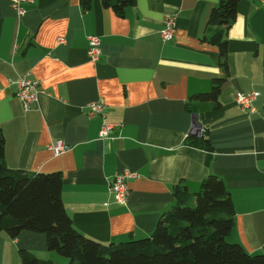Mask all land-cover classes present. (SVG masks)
<instances>
[{
  "label": "crops",
  "instance_id": "0c3cea01",
  "mask_svg": "<svg viewBox=\"0 0 264 264\" xmlns=\"http://www.w3.org/2000/svg\"><path fill=\"white\" fill-rule=\"evenodd\" d=\"M219 0H135L122 16L90 0H33L18 15L0 0V131L8 167L29 173L60 172L61 199L76 230L102 244L147 237L174 204L173 187L198 191L213 174L229 191L235 210L226 239L248 253H264V0H239L226 33L227 71L219 49L203 39L217 26L208 17ZM175 17L174 36L160 37ZM98 35L101 54L89 58L88 38ZM63 39L60 41L59 39ZM226 74L218 106L189 97ZM39 83L24 111L16 79ZM258 93L252 109L237 95ZM104 105L89 117L90 102ZM209 150L190 145L193 115ZM118 125L99 138L102 122ZM192 129V130H191ZM202 134V135H203ZM66 144L59 154L50 145ZM127 169L124 202L110 189ZM26 250L51 264L66 259L48 250L42 233L0 231V264H21Z\"/></svg>",
  "mask_w": 264,
  "mask_h": 264
},
{
  "label": "trees",
  "instance_id": "16d2710c",
  "mask_svg": "<svg viewBox=\"0 0 264 264\" xmlns=\"http://www.w3.org/2000/svg\"><path fill=\"white\" fill-rule=\"evenodd\" d=\"M239 0H219L208 17L216 31L203 39L219 49V64L227 71L226 33L236 18ZM135 0H101L106 8L122 16ZM84 8L90 0H81ZM226 74L212 79L207 92L189 97L194 103L218 106ZM188 142L211 148L206 133L188 135ZM60 172L29 173L10 168L4 160V138L0 131V231L15 238L22 231L42 233L46 247L66 259L64 264H264V253H248L229 242L235 210L223 181L210 174L196 192L178 183L173 187L174 204L161 214L149 236L102 244L80 233L72 224L61 199ZM21 264H51L32 253L19 251Z\"/></svg>",
  "mask_w": 264,
  "mask_h": 264
},
{
  "label": "built area",
  "instance_id": "2783aa9c",
  "mask_svg": "<svg viewBox=\"0 0 264 264\" xmlns=\"http://www.w3.org/2000/svg\"><path fill=\"white\" fill-rule=\"evenodd\" d=\"M33 2V0H11L12 6L18 15H22L25 12V5ZM175 30V17L170 16L164 20L163 28L160 30V37L164 41L171 40L174 36ZM63 41V39H59ZM87 52L89 58L92 61H95L99 58L101 54V42L98 35H91L88 38V48ZM16 83V91L15 97L20 102L22 109L24 111H28L32 108L33 104L37 99V94L39 91V83L36 79H32L26 75H22L18 77L15 81ZM258 93H248V94H238L237 95V103L242 108L252 109L251 102L257 96ZM89 111V117H93L95 115H102L104 110V105L100 102H90L87 104ZM118 125L113 122H105L103 121L100 125L98 136L99 138H110L112 130L115 126ZM50 149L54 154L61 153L64 149H66V144L62 141H56L55 143L50 145ZM135 176V173L129 171L127 169L119 171L113 178L110 183V189L113 193L114 199L118 203H122L126 200L128 195V180L132 179Z\"/></svg>",
  "mask_w": 264,
  "mask_h": 264
},
{
  "label": "water",
  "instance_id": "95a60500",
  "mask_svg": "<svg viewBox=\"0 0 264 264\" xmlns=\"http://www.w3.org/2000/svg\"><path fill=\"white\" fill-rule=\"evenodd\" d=\"M200 123L198 122V120H197V115L196 114H194L193 115V127L192 128H194L195 127V130L194 131H190V134H192V135H195V136H198V135H201L202 133H201V128H200V125H199Z\"/></svg>",
  "mask_w": 264,
  "mask_h": 264
},
{
  "label": "bare ground",
  "instance_id": "6f19581e",
  "mask_svg": "<svg viewBox=\"0 0 264 264\" xmlns=\"http://www.w3.org/2000/svg\"><path fill=\"white\" fill-rule=\"evenodd\" d=\"M192 130V129H191ZM195 130V127L193 128V130L192 131H194ZM201 133L203 134V131L201 130ZM201 134V135H202ZM190 135H192V134H190ZM195 136V135H194ZM198 136H200V135H198Z\"/></svg>",
  "mask_w": 264,
  "mask_h": 264
},
{
  "label": "rangeland",
  "instance_id": "374dc122",
  "mask_svg": "<svg viewBox=\"0 0 264 264\" xmlns=\"http://www.w3.org/2000/svg\"><path fill=\"white\" fill-rule=\"evenodd\" d=\"M192 192H196V191H192Z\"/></svg>",
  "mask_w": 264,
  "mask_h": 264
}]
</instances>
